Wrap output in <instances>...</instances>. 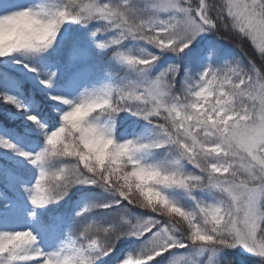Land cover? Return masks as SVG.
<instances>
[{"label":"snow or ice","instance_id":"1","mask_svg":"<svg viewBox=\"0 0 264 264\" xmlns=\"http://www.w3.org/2000/svg\"><path fill=\"white\" fill-rule=\"evenodd\" d=\"M264 264V0H0V264Z\"/></svg>","mask_w":264,"mask_h":264},{"label":"trees","instance_id":"2","mask_svg":"<svg viewBox=\"0 0 264 264\" xmlns=\"http://www.w3.org/2000/svg\"><path fill=\"white\" fill-rule=\"evenodd\" d=\"M244 264H250V262L247 259H245Z\"/></svg>","mask_w":264,"mask_h":264}]
</instances>
